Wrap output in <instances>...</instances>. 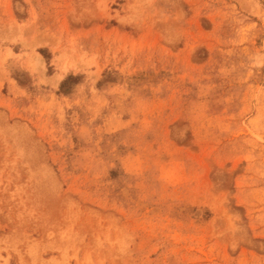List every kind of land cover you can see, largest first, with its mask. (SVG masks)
Returning <instances> with one entry per match:
<instances>
[{
	"label": "rangeland",
	"instance_id": "1",
	"mask_svg": "<svg viewBox=\"0 0 264 264\" xmlns=\"http://www.w3.org/2000/svg\"><path fill=\"white\" fill-rule=\"evenodd\" d=\"M0 264H264V0H0Z\"/></svg>",
	"mask_w": 264,
	"mask_h": 264
}]
</instances>
